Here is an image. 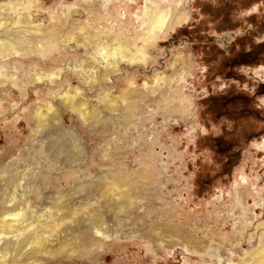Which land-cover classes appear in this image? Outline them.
<instances>
[{"label": "rangeland", "instance_id": "obj_1", "mask_svg": "<svg viewBox=\"0 0 264 264\" xmlns=\"http://www.w3.org/2000/svg\"><path fill=\"white\" fill-rule=\"evenodd\" d=\"M18 212L0 264H264V0H0Z\"/></svg>", "mask_w": 264, "mask_h": 264}, {"label": "bare ground", "instance_id": "obj_2", "mask_svg": "<svg viewBox=\"0 0 264 264\" xmlns=\"http://www.w3.org/2000/svg\"><path fill=\"white\" fill-rule=\"evenodd\" d=\"M165 13H168L167 11H162V10H154L152 14L150 15L148 19V28L152 29L154 27H159V29H156V31H162L167 19V15ZM9 31V30H8ZM10 38H5L4 41L5 43H9L10 46L12 45H21L25 41V36L22 32V30H12L8 32ZM149 40H152L151 38ZM117 56V60H125L124 57V51L121 48H116L115 50H112L110 53V57H115ZM146 58L145 56V51L144 50H137L133 51L129 61H144ZM53 75V74H51ZM41 76L38 77L40 79ZM9 216H16V217H9ZM26 217V215L23 214V212H18V213H8L4 215L3 217L0 218V234L2 233H14V232H20L22 230H26L29 224H23L25 219H22L20 217ZM37 239V234H31L28 236V240L30 241H35ZM22 243V242H21ZM25 244V243H24ZM29 244V243H28ZM23 247V246H22ZM22 249V248H20ZM263 250V256H264V248ZM19 251V250H18ZM20 254V253H18ZM23 255V254H22ZM12 261H17V259H12Z\"/></svg>", "mask_w": 264, "mask_h": 264}]
</instances>
